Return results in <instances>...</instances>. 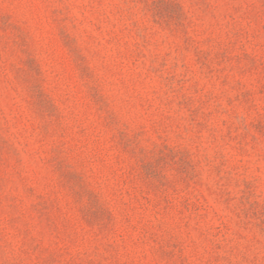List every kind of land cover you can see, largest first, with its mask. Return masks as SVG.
<instances>
[{"label": "rangeland", "instance_id": "rangeland-1", "mask_svg": "<svg viewBox=\"0 0 264 264\" xmlns=\"http://www.w3.org/2000/svg\"><path fill=\"white\" fill-rule=\"evenodd\" d=\"M0 264H264V0H0Z\"/></svg>", "mask_w": 264, "mask_h": 264}]
</instances>
